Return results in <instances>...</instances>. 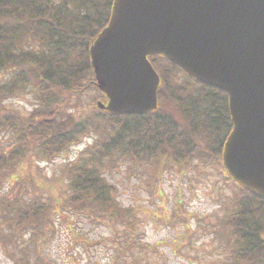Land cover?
Returning a JSON list of instances; mask_svg holds the SVG:
<instances>
[{"label":"trees","instance_id":"16d2710c","mask_svg":"<svg viewBox=\"0 0 264 264\" xmlns=\"http://www.w3.org/2000/svg\"><path fill=\"white\" fill-rule=\"evenodd\" d=\"M112 1L0 0V236L33 244L21 257L11 255V264H56L40 247L62 214L132 226V209L117 203L116 185L104 177L124 161L148 175L147 185L164 166L216 168L232 189L214 229L227 262L264 264V198L234 182L222 165L232 127L223 91L149 55L160 77L154 111L112 115L94 104L89 114L79 106L86 90L98 89L89 46L107 25ZM27 94L35 99L27 115L5 105ZM99 98L105 102L102 92ZM86 136L94 141L58 176L41 172L40 161Z\"/></svg>","mask_w":264,"mask_h":264},{"label":"water","instance_id":"95a60500","mask_svg":"<svg viewBox=\"0 0 264 264\" xmlns=\"http://www.w3.org/2000/svg\"><path fill=\"white\" fill-rule=\"evenodd\" d=\"M159 54L223 91L232 123L222 150L228 175L264 198V0H113L89 46L92 72L112 115L158 106Z\"/></svg>","mask_w":264,"mask_h":264},{"label":"rangeland","instance_id":"374dc122","mask_svg":"<svg viewBox=\"0 0 264 264\" xmlns=\"http://www.w3.org/2000/svg\"><path fill=\"white\" fill-rule=\"evenodd\" d=\"M99 95L98 89L86 90L79 106L90 114L92 105L97 107L101 100ZM5 105L27 115L35 99L27 94L8 99ZM92 141L86 136L61 156L40 161L41 172L58 176L63 165ZM104 177L116 185L117 203L132 209L133 225L111 228L82 214H62L53 236L40 247L45 257L56 264H229L214 229L232 189L216 168L206 165L185 171L164 166L147 185L148 175L124 161L105 169ZM126 237L132 240L127 243ZM32 245L0 236V264H11V255L19 258L24 246Z\"/></svg>","mask_w":264,"mask_h":264}]
</instances>
